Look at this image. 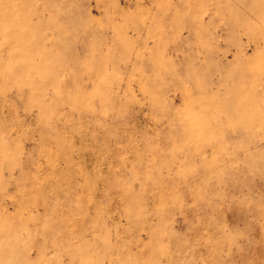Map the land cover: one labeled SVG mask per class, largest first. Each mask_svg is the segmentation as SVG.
<instances>
[{
  "label": "rangeland",
  "instance_id": "1",
  "mask_svg": "<svg viewBox=\"0 0 264 264\" xmlns=\"http://www.w3.org/2000/svg\"><path fill=\"white\" fill-rule=\"evenodd\" d=\"M0 264H264V0H0Z\"/></svg>",
  "mask_w": 264,
  "mask_h": 264
}]
</instances>
